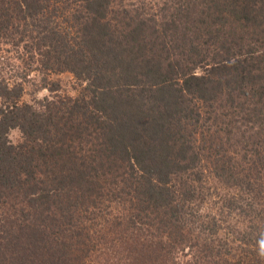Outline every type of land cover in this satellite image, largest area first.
Instances as JSON below:
<instances>
[{
  "label": "trees",
  "instance_id": "obj_1",
  "mask_svg": "<svg viewBox=\"0 0 264 264\" xmlns=\"http://www.w3.org/2000/svg\"><path fill=\"white\" fill-rule=\"evenodd\" d=\"M166 2L0 0V46L83 85L34 107L0 80V264H264V0ZM205 173L259 217L200 214Z\"/></svg>",
  "mask_w": 264,
  "mask_h": 264
},
{
  "label": "rangeland",
  "instance_id": "obj_2",
  "mask_svg": "<svg viewBox=\"0 0 264 264\" xmlns=\"http://www.w3.org/2000/svg\"><path fill=\"white\" fill-rule=\"evenodd\" d=\"M166 1L170 0H114V3L118 5L120 3L122 5L129 4L134 9L144 8L145 13L156 15L162 11L164 4L170 6V3ZM73 9H76V7L73 6ZM168 12L169 11H165L164 13L167 14ZM1 79L5 80L6 83L9 84V87L20 85L23 91L18 100L19 104H29L34 107H39L40 101H43L45 98L51 99V96L54 95L44 88V83L46 82H43V79H46L49 83H57L59 89L55 94L64 97H76L83 86L70 72L43 73L35 60H32L27 54L23 53L20 48L16 49L11 44H2L0 46V80ZM7 139L11 144L17 145L23 140L22 133L17 128L10 129L7 134ZM204 175L206 186L208 187V189H205L204 193L208 194L211 200L206 202V205H200L199 210H202L200 214L211 213L214 215V213H216L217 218L222 219V229H235L237 231L248 225V223H250L249 219L259 217L258 215L253 216L251 214L252 209H258V207H252L251 201L253 194L245 192L244 185L234 186L231 183L232 185L229 186L217 182L209 173H205ZM259 180H261L264 185V180L262 178ZM229 201L230 203L235 201L237 205L233 206L231 209H224V211L222 209L218 210L220 204H224L226 207ZM118 206L117 204L116 207L112 209L105 205L102 206L101 212L104 216L99 217L100 222L103 221V217H105V219H111L117 212H120L118 211ZM138 226L139 225H136L137 228H139ZM146 227L148 228V226ZM99 234L103 236L102 242L108 236L106 235L104 238L103 229L99 231ZM130 234V231L126 232L125 236L127 239L130 237ZM107 238L112 239L113 236ZM106 243L107 248L102 247L101 249L102 257L97 259L98 264L99 262L100 264H127L124 260L125 258H122L124 257L122 253L115 257L112 256L114 251H112V247L109 244L110 242ZM99 253H101V251H99ZM131 258V256L127 257L129 260H131ZM175 262L179 264V259Z\"/></svg>",
  "mask_w": 264,
  "mask_h": 264
}]
</instances>
